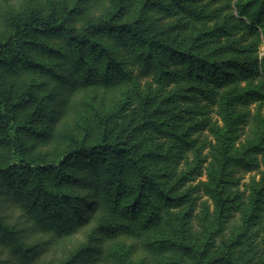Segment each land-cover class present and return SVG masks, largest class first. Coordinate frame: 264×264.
<instances>
[{
    "label": "trees",
    "instance_id": "16d2710c",
    "mask_svg": "<svg viewBox=\"0 0 264 264\" xmlns=\"http://www.w3.org/2000/svg\"><path fill=\"white\" fill-rule=\"evenodd\" d=\"M132 1L0 9V206L22 213H1L0 248L22 264H264L242 247L264 218V0ZM22 72L116 101L47 150L68 97L6 85ZM239 173L258 177L243 208ZM239 211L246 233L214 251Z\"/></svg>",
    "mask_w": 264,
    "mask_h": 264
},
{
    "label": "rangeland",
    "instance_id": "374dc122",
    "mask_svg": "<svg viewBox=\"0 0 264 264\" xmlns=\"http://www.w3.org/2000/svg\"><path fill=\"white\" fill-rule=\"evenodd\" d=\"M34 3L42 9L43 12L47 11L50 6L52 5H59V1L61 0H33ZM71 1V0H70ZM138 0H133V8L136 7ZM28 0H8L7 2L4 0H0V9L2 12H6L8 8H14L17 12L24 10L26 3ZM72 3L68 4L69 8L72 7ZM82 2H80V5ZM13 6V7H12ZM92 12V11H91ZM91 12L84 11V15L90 13L92 16L97 15V11H95L94 15ZM81 22L79 23V25ZM8 34V28L3 23L2 18L0 17V35H7ZM105 41H110L111 39H104ZM119 49H122V47H118ZM123 50V49H122ZM120 50V53H123V51ZM40 60L47 62V63H53L54 59L46 58L39 56ZM126 58V57H125ZM4 80H6L7 86H13L14 90L16 91H23L25 86H28L29 84H33L35 86L34 90H38L39 97L47 96L50 91H54L55 97H54V105L57 104V102L62 98L63 96L68 97L67 106L63 112L62 115V123L58 126H56L51 131V138L49 145L46 147L47 150H52L54 147L58 145H62L66 142L65 136L69 133H79L81 128L85 125H88V121L92 116V113L94 110L98 108H103L104 110H108L110 108L111 104L116 101V95H117V89L110 88L106 91L104 94L103 92L99 90H91V89H77L73 93H71L70 89H67L64 91L62 85L60 83H57L53 81L50 78H46L44 76H37L28 72H22L21 75H8ZM37 84H41L37 86ZM18 92V93H19ZM67 95H64V94ZM62 96V98H61ZM104 96V97H103ZM57 99V100H56ZM66 102V101H65ZM48 103V101H47ZM54 108V106H53ZM96 133V132H95ZM93 133V134H95ZM44 149V148H43ZM252 176L257 179L258 177L254 175V173H239L240 179V186L235 190V193L237 196H239L240 201H242V208L247 205V199H248V189L244 187V184H247ZM9 201L8 206L9 208L5 206L6 203L2 206H0V215L1 213L5 212L6 215L12 219V221H17L21 218L22 213L20 210L15 206L14 204H11V200L8 198V196H3L1 200L3 201ZM206 200V197H202L201 201ZM11 204V205H10ZM207 204L209 205V211L212 210L210 201H207ZM201 209L197 207L195 209V216L200 214ZM191 220V224L193 227V231H196L197 229L203 228L202 221H198L196 218ZM199 216V215H198ZM241 215V211L235 212L231 214L230 218L227 220L223 227V231L218 234V236L215 237V250L216 252L222 247L225 248L228 245L231 244L232 241H237L238 238L242 237V234L246 233L247 228L245 227V224L243 222ZM19 222V221H18ZM22 223V222H21ZM208 225H206L207 227ZM204 234H202L203 237ZM210 236V231H207V237ZM206 236H204L205 238ZM242 238L244 240L243 242V248L246 246H249L250 254L254 256L255 261L262 262L264 260V218L260 219L256 223V227L251 232H248L244 234ZM76 243L74 240H65L63 243V248H70L74 247ZM60 248V246H59ZM58 251L57 253H59ZM57 254V255H58ZM149 257L142 258L138 262L134 256H129L125 263L128 264L129 261L130 264H156L157 256L155 255H148ZM56 257V256H55ZM55 257L53 254H47V256H43V258L35 264H57V261L55 260ZM116 259V258H114ZM0 264H22L19 260L16 259V256L13 255L11 252H9L7 249H1L0 248ZM82 264H92L88 259L84 260ZM121 264V263H118Z\"/></svg>",
    "mask_w": 264,
    "mask_h": 264
}]
</instances>
